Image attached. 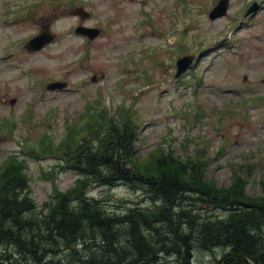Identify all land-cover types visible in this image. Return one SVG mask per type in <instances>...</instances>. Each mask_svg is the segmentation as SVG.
Segmentation results:
<instances>
[{"label": "rangeland", "instance_id": "374dc122", "mask_svg": "<svg viewBox=\"0 0 264 264\" xmlns=\"http://www.w3.org/2000/svg\"><path fill=\"white\" fill-rule=\"evenodd\" d=\"M70 1L57 0V7L47 0H0V56L10 55L0 62V120L15 122L12 133H0V163L42 136L60 141L67 123L86 107L92 110L97 98L112 116H117L118 106L135 112V160H145L161 148L183 158L204 149L206 179L214 188L230 187L233 170H242L246 196H263L264 0H228V14L212 21L207 13H197L204 6L210 10L218 0H189L192 8L175 0H77L92 13L84 22L71 14L75 7ZM254 2L256 11L244 16ZM25 7L33 16L21 19L27 15ZM46 24L56 35L54 43L41 52L26 53L23 44ZM79 24L99 26L100 36L88 44L72 33ZM181 50L194 58L189 69L174 78ZM75 60L77 66L71 63ZM50 79L65 81L66 89L47 92L45 80ZM198 110L200 117L193 113ZM59 163L27 158L28 184L38 210L51 193L47 177L54 176L63 191L80 177L73 170L60 172ZM249 163V168L244 166ZM85 197L101 202V211L108 214L121 215L119 210L135 204L154 207L145 191L130 189L123 181L92 183ZM191 204L197 213L199 206ZM227 213L208 206L202 211L213 217ZM189 242L188 264H218L231 252L202 250ZM185 256L182 252L179 262L172 264H186ZM166 260L175 261L173 256Z\"/></svg>", "mask_w": 264, "mask_h": 264}, {"label": "trees", "instance_id": "16d2710c", "mask_svg": "<svg viewBox=\"0 0 264 264\" xmlns=\"http://www.w3.org/2000/svg\"><path fill=\"white\" fill-rule=\"evenodd\" d=\"M86 112L87 122L77 129L68 126L59 143L42 136L0 164V264H172L182 252L188 264L189 240L202 250L229 249L252 264H264V195L246 196L242 170H233V185L216 189L206 179L204 152L183 159L161 150L135 160L139 124L133 110L121 116L104 109ZM26 158L57 159L59 171L80 176L66 191L54 176L47 177L52 193L42 206L46 213L31 197ZM112 180L140 187L154 207L135 205L121 215L102 212L101 202L85 194L92 183L111 185ZM192 202L199 206L197 213ZM204 206L228 213L203 215ZM222 264L246 263L230 258Z\"/></svg>", "mask_w": 264, "mask_h": 264}, {"label": "water", "instance_id": "95a60500", "mask_svg": "<svg viewBox=\"0 0 264 264\" xmlns=\"http://www.w3.org/2000/svg\"><path fill=\"white\" fill-rule=\"evenodd\" d=\"M227 5H228L227 0H221L219 2V4L214 8V10L209 14V18L215 19V18H218V17L225 15L226 10H227ZM74 13L79 15L82 18L87 17V15L80 9L75 10ZM76 32L78 34L88 35L90 37V39L94 38L97 35L96 31H89V30L83 29V28H77ZM53 38L54 37L50 34L48 27H44L41 34L39 36H37L36 38L32 39L31 41H29L26 44L25 48L27 49L28 52H34V51L40 50L43 46H45L46 44L51 42L53 40ZM191 60H192V57H184V58L179 59L178 64H177L178 70H177L176 76L181 74L188 67ZM64 86H65V84L52 83L51 85H48V88L49 89H56V88H62ZM228 257H232V258H235L238 260H242L246 264H252L247 258L240 256V255H236V254L231 253V252L224 255L218 264H222V262Z\"/></svg>", "mask_w": 264, "mask_h": 264}, {"label": "bare ground", "instance_id": "6f19581e", "mask_svg": "<svg viewBox=\"0 0 264 264\" xmlns=\"http://www.w3.org/2000/svg\"><path fill=\"white\" fill-rule=\"evenodd\" d=\"M233 259H235V258H233Z\"/></svg>", "mask_w": 264, "mask_h": 264}]
</instances>
